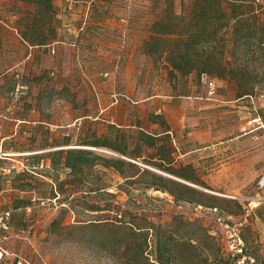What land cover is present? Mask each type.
<instances>
[{"label":"rangeland","instance_id":"obj_1","mask_svg":"<svg viewBox=\"0 0 264 264\" xmlns=\"http://www.w3.org/2000/svg\"><path fill=\"white\" fill-rule=\"evenodd\" d=\"M66 2L76 8L91 4L85 21L101 24L85 22L75 30L78 37L129 39L139 57L117 60L122 68L114 70H126L133 80L109 92L108 77L100 76L109 69L104 56L82 68L72 60L61 77L64 73L40 71L39 50L30 58L33 51L17 33L0 31V213L10 215L7 237L0 238L9 257L4 264L15 259L21 264H233L239 242L264 264V188L258 187L264 176V46L255 34L247 38L246 49L233 31L240 12L248 24H264V0L247 6L221 0L219 10L208 5L205 12L194 0ZM53 7L57 35L73 37L74 30L62 26L63 16L70 18L68 8ZM31 10L29 0H0V15L16 23ZM162 19L167 26L179 24L184 40L202 41L187 51L194 60L191 74L170 75L166 47L172 49L173 38L155 36L154 25ZM152 37L164 42L153 44L154 53L148 54ZM14 65L23 70L11 71ZM232 71L237 80L216 78ZM201 73L214 81L213 98L198 83ZM159 95L181 97L178 108L169 109V124L162 115L171 132L159 145L170 158L159 163L167 167L171 159L170 167L189 182L151 164L154 152L141 147L144 161L128 156L139 130L165 131L151 118L152 101H143ZM110 102L115 109L104 112ZM97 142L125 149V156L90 147ZM66 150L125 165L122 172L97 164L70 174L62 167ZM138 168L166 180L171 191L178 189L168 181L196 194L189 202H176L161 190L144 189L136 183ZM127 223L139 228L150 223L153 229L146 237Z\"/></svg>","mask_w":264,"mask_h":264},{"label":"trees","instance_id":"obj_2","mask_svg":"<svg viewBox=\"0 0 264 264\" xmlns=\"http://www.w3.org/2000/svg\"><path fill=\"white\" fill-rule=\"evenodd\" d=\"M32 4V10L31 15L25 16L24 19L21 22H18L14 24V30L20 37V40L28 47H48L52 45L57 40V32H56V19H55V10L53 7V0H29ZM233 2L234 4H240L242 6H247L250 4V0H229ZM196 7L202 8V10L205 12V9L207 10L208 5L215 6L218 10L221 5V0H194ZM23 14H30L27 12H24ZM237 18V17H236ZM175 20H179V18L175 17ZM178 23V22H177ZM179 24L176 25H165V20L162 19L158 23L154 25V28L156 30L155 36H161L163 38H173L171 43L172 49L169 48L170 46L166 47L168 49L167 52L168 57L166 59L168 69L170 70V75H173V72L178 73L182 76L189 75L194 70L193 65V58L188 54L187 51L190 50L191 46L193 45H201L202 41L200 39L192 40V38H195L194 36L190 37V40H184L182 36L178 34ZM0 31H4L2 27H0ZM234 36L236 39H244L245 41L242 44L246 45V49H249V44L247 42V38H250V35L256 34V41L259 46H264V24L261 25H250L247 22V19L245 18V14L243 12H240V16L238 17L237 21L234 23L233 27ZM197 37V36H196ZM163 40V39H162ZM192 40V41H191ZM158 42V45H160L164 41H158L155 37H152L151 42L146 43V52L148 54H153L154 50L151 49L153 44H156ZM235 46L237 47L239 43L237 41H233ZM160 43V44H159ZM248 44V45H247ZM156 46V45H154ZM262 53H264V48L261 49ZM218 67H223V64L217 63ZM217 79L224 80L225 78H229L232 80H237L235 71L231 72L229 75H216ZM242 95H247L245 91H242ZM152 119H155L159 122L157 124L159 127H163L165 129L164 132H161L159 134H152L148 132H144L139 130L136 138V145L134 149L131 151L130 154H128L130 159L139 160L143 159L141 157V149L143 148L145 152H154L150 155L149 160L153 161L154 166L158 168H163L168 174H170L173 177L179 178L183 181L189 182L191 179L181 173L180 170H174L170 166L172 165V160L167 163V167H163V165H160L161 163H164V161L169 160V155H165L164 152V144L159 145L160 142L165 141L169 138V133L171 132L170 129L167 127L164 118L162 115H152ZM162 135V136H161ZM90 147L93 148H109L112 149L115 152L120 153L121 155L125 156V149H119L117 147L110 148L104 143H92L90 144ZM142 147V148H141ZM92 156V155H91ZM145 159H143L144 161ZM161 162V163H159ZM59 163H57L58 165ZM97 164H101L104 168L108 169H114L117 172H122V169L120 166L125 165L122 161H113L110 159H104L99 156L93 155L92 157H89V153H86L81 150H66L64 152V159L62 167L69 171L70 174L76 173L77 171H81L82 169L90 168L92 166H95ZM129 166L133 167V165ZM136 169V168H135ZM135 176L138 177V181L136 183H139L144 186V189L150 190L154 189L156 191H162L164 193L170 194V196L174 199L176 202H189L192 200L190 195L196 194L195 191L192 189L186 187L185 185L178 184L172 181H168L169 184L173 185L178 189L176 192L171 191L169 188H167V181L156 177L154 175H151L149 171L145 169H137V173ZM145 177H150V180L144 179ZM2 191L0 187V192ZM127 225H131V228H134L137 231L144 230L145 236L147 237V233L149 230H152V224L148 223V226L145 228H139L135 227L131 223H127ZM121 226V225H120ZM145 237V242H146ZM145 244V243H144Z\"/></svg>","mask_w":264,"mask_h":264},{"label":"crops","instance_id":"obj_3","mask_svg":"<svg viewBox=\"0 0 264 264\" xmlns=\"http://www.w3.org/2000/svg\"><path fill=\"white\" fill-rule=\"evenodd\" d=\"M66 3H67L66 0H55L53 2V5L61 9L68 8V11L70 12L69 14L70 18H68L66 15L63 16L64 20L62 21V26L64 28L67 27L73 29L74 30L73 37L70 38V36L67 33L65 35V32H63L62 35L59 33L57 35L58 37L56 39L57 41L48 47H29V49L33 51L32 53L29 54L30 58H32V55L35 53L34 50H39V54H40L39 70L43 72L44 71L55 72L58 74L64 73L61 75V77H65L66 73H68V71L66 72V70L69 69V67H72L71 65L72 60L74 64L76 63L78 64V66H81L80 68H82L83 66H86L88 60H93L94 57L102 55L105 57V59L109 60L108 64H106V67H109V69L103 75L100 74V76H102L103 78H105V76L108 77L107 85L110 87L109 92H113L116 89H122L121 88L122 85L127 86L128 84H130L131 80H133L132 79L133 77L130 74H128L126 70L123 72L120 69L119 70L117 69V71L114 69L118 68L119 65L117 60H121V59L125 60L128 58L132 59L134 55H135V60H137L139 57V50H136L135 53L133 50H130L131 45L129 39L125 40V43H122L120 42L119 39H114L112 37H106V39H104L105 41H98L96 39L85 40L82 37L83 33L78 37L77 34H75V30L77 29L78 31H81L82 26L85 24V22H87L85 21V18L87 16L86 15L87 11H89L91 8V4H86L85 6L79 5L76 8L74 5H72L71 2H68V4L65 5ZM123 14L124 13L121 12L116 15L121 16ZM4 18H5L4 16L2 17L0 15V27L8 29V31L12 32V34H14L15 37H18L16 31L14 30L15 22L11 21L10 15L6 19ZM12 18L15 19V17ZM107 19L108 20L104 22L109 23L110 27H112L111 21L113 20L109 18ZM91 25L93 26V25H101V24H94L90 22V19H88L87 26H91ZM69 39L70 40L72 39V41L70 45H67L66 42H68ZM120 67L122 68V66ZM10 70L11 71L23 70V66L14 65ZM1 71L2 69L0 62V73ZM136 84L138 89L137 80H136ZM172 99H174V101ZM177 99L181 100V97L174 98L172 96L159 95L153 97H146L143 101L145 103H149L152 101L151 103L153 105L152 114L165 116V120L169 124L168 121V116H169L168 114L170 113L169 109L170 107L178 108L180 102ZM110 106H112L111 102L109 104V107L105 108L104 112H108L110 110L115 109L114 106L112 107ZM12 121H16V120H12ZM8 259L9 257L4 259L2 262H0V264H4V262ZM10 264H17L16 259L11 261Z\"/></svg>","mask_w":264,"mask_h":264},{"label":"built area","instance_id":"obj_4","mask_svg":"<svg viewBox=\"0 0 264 264\" xmlns=\"http://www.w3.org/2000/svg\"><path fill=\"white\" fill-rule=\"evenodd\" d=\"M198 83L200 86H202L207 90L210 98H213L216 95L214 81L210 79L206 73H201L198 76ZM111 98L113 99L112 101L114 103L117 102L115 95H112ZM258 187L260 189L264 188V176L260 178L258 182ZM260 200L261 199L257 201V205L259 204ZM9 219H10V215L8 212L0 213V238L3 240L6 239L9 231ZM6 257H8V253L0 245V262L6 259ZM231 257L233 258V264H257L253 257L248 256L246 254L244 246L241 242H239L238 246L233 250ZM17 264H21V263H17Z\"/></svg>","mask_w":264,"mask_h":264}]
</instances>
